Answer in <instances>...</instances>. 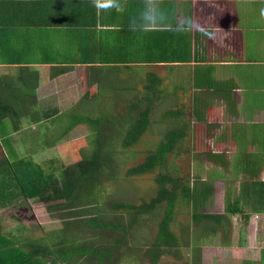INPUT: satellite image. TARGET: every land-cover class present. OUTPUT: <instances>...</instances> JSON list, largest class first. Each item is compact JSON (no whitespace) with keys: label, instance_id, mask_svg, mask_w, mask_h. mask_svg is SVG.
Returning <instances> with one entry per match:
<instances>
[{"label":"crops","instance_id":"0c3cea01","mask_svg":"<svg viewBox=\"0 0 264 264\" xmlns=\"http://www.w3.org/2000/svg\"><path fill=\"white\" fill-rule=\"evenodd\" d=\"M17 1L0 0V110L22 111L4 118L0 140L17 133L22 141L29 133L24 119L47 130L67 102H93L102 87L108 98L119 94L115 105L126 112L163 103L174 108L175 120H183L179 104L188 115L197 117L199 110L200 120L211 109L233 111L241 100L242 111L264 110V0H120L122 12L103 10L96 20L91 8H78L75 0L76 14L61 28L31 21L24 14L36 13L32 0ZM70 42L74 60L59 49ZM79 73L86 79L80 81ZM231 121L213 126L228 129L233 141L250 134L249 140L264 141V122ZM251 156L249 168L262 164L257 158L264 151ZM11 165L0 161L3 169ZM127 246L114 252L113 264H143L133 237Z\"/></svg>","mask_w":264,"mask_h":264},{"label":"rangeland","instance_id":"374dc122","mask_svg":"<svg viewBox=\"0 0 264 264\" xmlns=\"http://www.w3.org/2000/svg\"><path fill=\"white\" fill-rule=\"evenodd\" d=\"M72 11L76 14L74 9ZM92 12L94 17H99L97 15L103 14L104 11H98L94 7ZM50 13H52L51 9H45L40 12L36 11V13L24 14V16L31 18L33 22L49 24V28H61L64 19H56ZM50 40L47 44L40 46H47ZM73 45L72 42L62 45L59 48L60 53L66 56L70 55L74 60V56L69 54L71 52L69 47ZM81 68L84 71L86 69V67ZM75 74L72 80L76 76ZM77 76H79L80 81L86 79L83 73H79ZM103 90H105L103 87L99 91L97 90L98 92L94 95L95 101L93 102L88 101L86 103H77L76 105L67 102L56 117L57 119L50 121L52 130H45L44 124L37 128V125L32 124L30 120L19 117L17 120L24 119L22 123L25 124L24 128L29 133L22 135V141L17 133L4 136L7 139L0 140V153L2 154L0 155V161L3 160L5 165L15 163L20 158L27 156L31 160L34 159L36 162L42 163L46 168L55 170L49 166L52 163L48 162L56 159L54 165L57 168L61 166L60 174L57 171L59 178L56 183L54 182L53 187L48 186L45 189V194H49L54 191L56 185L62 183L64 178L62 177L63 174L61 175V171H63L65 166H68L67 163H74L76 156L83 157L91 153V148L94 146L92 143L94 137H99L101 134L109 136L114 133L116 136L117 134L121 135L118 138L120 142L127 137L126 133L131 128L130 126L140 125L138 123L141 119V113L145 112L144 119L148 121L144 126H142V123V127L136 131L138 136L133 137V144L126 147L118 144L119 146L116 147V151L113 154L114 163L108 170L107 168L104 169L103 177L98 182L100 187L99 200L95 202L92 194L89 197V201H86V205L85 202L83 203L84 210L78 216L75 215L78 209V206L75 207L76 204L71 205V209L58 208L49 211L37 198L38 196L31 197L29 201L26 200L27 203L19 199V203L9 204L5 200L3 205L6 204L9 207L8 209L2 208L0 211L5 209L18 214L19 221L24 219V224L29 227L27 228L19 223L21 231L25 233L28 229H35L34 236L40 234L37 224H40L44 231H51L62 229L65 226V222L69 224V222L75 221L72 227L68 226L69 229L72 228L70 235L67 237L69 241H78L79 238L88 232V226L85 224H81V228H74L75 224L78 225L76 221L79 218L87 219L96 216L97 219H102L100 220L102 224H106L114 221L107 216L115 214L126 233L134 235V241L142 242L145 236L152 240L156 233L157 224L153 216L155 214L150 212L138 216L135 212L138 210L127 209L123 204L140 206L143 202L149 201L157 189V181L155 179L157 173L167 174L172 178L174 176L188 178L185 182L187 187L191 191L198 189L204 200H206V204L203 207L196 209V214L198 216L217 215L221 217V221L219 223L217 220H207L198 217V222L193 223L190 207L182 203L180 205L177 204L175 210L178 211V214L174 217L175 221L171 228L178 237V246L170 249L168 253L164 252L158 264L160 261V264H193V262H198L199 264H259L262 262L264 264V201L259 202L258 200V202H255L254 200V198H257V190L260 189L257 186L262 185L261 181H264V168L261 169L264 167V156L257 158L262 164L256 167L253 165L252 168L248 166L249 161L252 164L255 162L251 156L252 152L264 151V141L249 140L251 134L245 135L247 140L233 141L229 138L228 129L219 132V129L213 126L226 122V118L233 120L229 125L231 123L234 125L253 124V122L262 123L264 122V110L262 113L257 112V110L242 111L243 101L241 100L233 111L211 109L208 118L204 117L205 120H200V117L188 115L189 109L184 110L183 104H179L180 107L182 106L184 116L181 118L183 120H175L172 113L174 108L170 107V105L169 110L165 108L166 104L162 103L156 109L153 106H147L144 109L143 106H140L139 109H142L141 113L138 109L133 108L126 112L124 108H119V105H115V100L119 96L117 92H114L108 98L102 92ZM105 91L107 93V90ZM86 98L88 100V96ZM109 103H112L114 107L112 104L109 105ZM20 111L16 110L13 112L19 114L21 113ZM170 111L172 112L170 113ZM12 116L10 115V117ZM3 120L5 119H0V132L5 126ZM75 120L78 121L75 122ZM92 120H101L98 128L93 123L90 124ZM168 120H170V123ZM184 121L186 122V127L182 124ZM172 122L176 123L171 125ZM32 127L37 128L35 132L30 129ZM181 127H184V131L187 134L181 142V139L177 141L179 143L178 146L173 147L171 151L166 153L165 162L160 167V170L155 169L126 174L128 168L137 165L143 161L145 155L157 149L158 143L163 138L164 131L169 128L179 129ZM31 138L34 140H29ZM80 138L81 140H78ZM226 138L227 140H225ZM195 139L201 142L199 147L202 150V154H198L196 157L192 149L194 145L191 143ZM76 140L77 144L74 148L68 147V144L74 143ZM24 142L27 144V149ZM37 148L38 150L34 151ZM31 152L33 155H30ZM63 152L65 154H62ZM243 158L248 171L243 170L241 162ZM168 187L170 188L171 185L168 184ZM229 191L233 194L228 195ZM35 194L37 193L35 192ZM235 197L239 200L238 206L241 211L226 212L227 206L230 205L228 198L231 201V206H233ZM112 203H116V205L112 206ZM23 206L24 208H21ZM21 209L23 210L20 212ZM162 211L163 204L158 207V218L162 217ZM137 217L139 221L135 224ZM0 219L5 230L15 229L12 226L15 225V222L10 217L9 219L0 217ZM185 229L191 232V238L188 236L190 233L188 232L187 234ZM212 229H216V233L213 234L211 231V234H207ZM117 233L120 234L121 232ZM183 235L184 242L182 241ZM47 237L51 239V236ZM187 240L188 242H186ZM186 243L188 244L186 245ZM129 244L133 245L131 241ZM73 246L76 247L77 244L74 242ZM144 246L147 249L151 248L150 242H147ZM145 247L140 250V256L143 264H149L148 258L144 256ZM198 249H200L199 261H194ZM50 259V257L45 258L47 264Z\"/></svg>","mask_w":264,"mask_h":264},{"label":"trees","instance_id":"16d2710c","mask_svg":"<svg viewBox=\"0 0 264 264\" xmlns=\"http://www.w3.org/2000/svg\"><path fill=\"white\" fill-rule=\"evenodd\" d=\"M20 3L21 0H18L16 4L19 5ZM64 3H68L69 7L67 8V4L65 5ZM71 4L75 6V0H32L33 9L36 8L37 12L51 9L52 13L50 14L56 19L62 18L69 20L70 16L67 15H72V10L77 8L71 7ZM76 5H78V8L84 7L85 10L86 8H94L92 0H76ZM77 15L79 16V14ZM136 109H139V107L137 106ZM171 112L172 111H170V113ZM196 112L199 113V110H196ZM196 112L195 115L198 117ZM13 113L11 109L0 110V119L9 118ZM172 113L173 116H175V113ZM144 118L145 112H142L141 119L138 123L140 125L130 126L131 128L126 133L127 137L120 142L118 138L121 135L117 134L116 136L114 133L109 136L101 134L99 137H94L92 140L94 146L91 148V153L83 157L76 156L74 163H67L68 166H65L63 171H61V175L63 174L62 177L64 178L62 183L56 185L54 191L49 194H45V189L48 186L53 187L54 182L56 183L60 174L61 166L57 168L54 165L56 159H52L48 162L52 163L49 166L53 167L55 170L46 168V166H43L40 162H34V159L31 160L30 157L20 158V160H17V162L11 165L12 167H8L10 170L0 168V204L2 205L0 209H8L9 206H6V204L3 205V201L5 200L8 201L9 204L19 203V199L24 200L26 203L29 197L38 196L37 198L49 211L58 208L71 209V205L76 204L75 207L78 206V209L75 215H81L80 212L84 210L83 203L85 202L86 205V201H89V197L92 194L94 195L95 202L99 200L100 187L98 186V182L103 177L104 169L107 168L108 170L114 163L113 154L116 151V147L119 146L118 144L123 147L133 144V137L138 136L136 131L148 121ZM76 121L78 120H75V122ZM168 121L170 123V120ZM100 122L101 120H92L90 124L93 123V125L98 128ZM171 125H174V123L172 122ZM49 126L50 125L46 126L47 129H49ZM185 136L186 132L184 131V127L179 129L169 128L164 131L163 138L158 143L159 146L157 149L145 155L143 161L137 165L128 168L126 174H135L137 172H146L155 169L160 170V167L165 162L166 153L171 151L173 147L175 148L178 146L179 143L177 141L181 139V142ZM78 140H81V138ZM195 142L196 139L191 143L194 144ZM76 144L77 140L74 143L68 144V147L74 148ZM62 154H65V152ZM243 156L245 158V154ZM244 158L241 160L243 170L248 171V167L243 162ZM57 171H59V174L55 175ZM155 179L157 181V189L154 191V195H152L149 201L143 202L140 206L123 204L127 209H133L134 211L135 209L138 210L135 211L138 216L150 212L155 214L153 216L157 226L156 233L152 240L145 236L142 242H137V246L133 250L137 252L141 250L142 247H145L144 245L147 242H150L151 248L149 247L150 249H147L145 247L144 250L145 256L150 259V264L156 263L155 260H157L159 254L169 252L170 249L178 246V237L171 228L175 221L174 217L178 214V211L175 210L177 204L180 205L182 203L190 207L189 210L191 209L192 212L191 218L193 223L198 222V217L207 220H217L219 223L221 221V217L217 215L198 216L196 214V209L203 207L206 204V200H204L198 189H193L191 191L190 188L187 187L185 182L188 178L178 176L172 178L167 174L157 173ZM168 184L171 185L170 188ZM257 187L260 189L257 190V198H254V200L255 202H258V200L259 202L264 201V184ZM35 191H37V194H34ZM231 194L233 193L229 191L228 195ZM3 196L5 197L3 198ZM228 201L230 205L227 206L226 212L229 211L233 213L241 211L238 206L239 200L237 197L234 198L235 204L233 206H231L229 198ZM162 204V217L158 218L157 210ZM114 205H116V203H112V206ZM5 209L0 211V217L8 219L10 217L11 220L15 222V225H12L15 229L5 230L0 219V264H47L45 258L48 257L51 258L48 264H113L114 252L119 251L121 247H128V240L134 236L126 233V230L123 229L121 222H119L115 214L107 216L114 221L107 222L106 224H102L100 221L102 219H97L96 216L87 219L79 218V220L76 221L78 225L75 224L74 228H81V224H85L88 226V232L83 237L79 238L78 241H69L67 238L72 229H69V227H72L75 221L69 222V224L65 222V226L62 229L51 231H44L41 225L37 224L36 226H39L38 230L40 234L34 236V232H36L35 229H28L27 232L23 233L19 223L29 228L24 224L25 220L22 219L23 221H19L20 218L18 214H14L12 211H7ZM138 221L139 219L137 217L134 223L137 224ZM185 231H187V234L188 232L190 233L188 236L191 238V232L187 229H185ZM211 231L215 234L217 230L212 229L206 233L211 234ZM117 232L121 233L118 234ZM44 233L45 235L43 236ZM47 236H51V239ZM183 240L184 235L182 237V241ZM74 242L77 244L76 247L73 246ZM186 242H188V240ZM187 244L188 243H186V245ZM199 251L200 249L197 250L194 261H199ZM193 264L199 263L193 262ZM259 264L263 263L260 262Z\"/></svg>","mask_w":264,"mask_h":264},{"label":"clouds","instance_id":"9594fccd","mask_svg":"<svg viewBox=\"0 0 264 264\" xmlns=\"http://www.w3.org/2000/svg\"><path fill=\"white\" fill-rule=\"evenodd\" d=\"M92 4L98 11L100 10H104V11L115 10L117 12L123 11L120 5V0H92ZM262 15H264V11H262ZM200 27H203V26L201 25ZM148 30L153 31L154 29L149 27Z\"/></svg>","mask_w":264,"mask_h":264},{"label":"flooded vegetation","instance_id":"af4514ba","mask_svg":"<svg viewBox=\"0 0 264 264\" xmlns=\"http://www.w3.org/2000/svg\"><path fill=\"white\" fill-rule=\"evenodd\" d=\"M199 144H201V142L196 141L193 145V151H194V156L196 157L198 154H202V150H200ZM150 264V261H149Z\"/></svg>","mask_w":264,"mask_h":264}]
</instances>
